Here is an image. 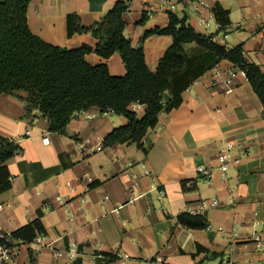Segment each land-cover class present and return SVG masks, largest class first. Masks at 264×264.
<instances>
[{
    "label": "crops",
    "instance_id": "1",
    "mask_svg": "<svg viewBox=\"0 0 264 264\" xmlns=\"http://www.w3.org/2000/svg\"><path fill=\"white\" fill-rule=\"evenodd\" d=\"M118 1L32 0L29 24L50 43L95 49L98 39L91 33L68 34L67 16L77 13L82 24L91 27ZM130 3L124 33L133 46H143L150 66L164 55L173 37L146 33L166 27L172 11L187 16L198 31L215 33L226 47L242 44L247 58L264 71V0ZM217 4L229 10L227 30H219L213 12ZM86 59L107 63L114 75L126 73L119 53L105 58L92 51ZM236 69L233 62L220 61L184 91L180 106L161 112L157 126L143 139L148 152L134 142L102 148L103 139L127 123L122 114L94 105L60 134L50 130L39 110L33 120L26 117L21 98L28 96L26 90L1 93L0 135L17 139L22 150L7 162L12 187L0 193V231L11 233L40 211L47 228L40 241H14L17 254L5 264H67L55 252L71 243L80 251L74 264H105L106 256L96 257L98 251L119 255L107 264H143L156 255L162 256V264H264V105L245 76L237 78L233 92L226 91L222 80ZM130 107L140 116L145 113L144 104ZM228 143L236 145L240 161L222 172L217 153ZM61 155L73 164L64 166ZM210 164L214 176L205 178L198 166ZM160 188L166 192L163 201L157 199ZM211 197H218L220 204L200 212L208 216L209 228L179 223V213L197 209L202 199ZM256 232L262 234L261 247Z\"/></svg>",
    "mask_w": 264,
    "mask_h": 264
},
{
    "label": "trees",
    "instance_id": "2",
    "mask_svg": "<svg viewBox=\"0 0 264 264\" xmlns=\"http://www.w3.org/2000/svg\"><path fill=\"white\" fill-rule=\"evenodd\" d=\"M31 2L0 0V94L26 90L28 96H21L26 102V117L33 120L35 110H39L48 120L51 131L66 134L73 118L97 105L104 112L112 111L127 118L126 124L116 127L103 139L102 148L134 142L148 152L143 139L149 129L157 126L160 113L180 106L184 91L224 59L246 71L264 105V71L247 58L243 45L226 47L216 39L215 33L198 31L188 22L187 16L180 17L170 11L166 27L147 31L146 35L169 34L173 37L164 55L155 66H150L143 46H133L124 33V13L130 9V0L116 2L91 27H85L77 13L68 14V34L91 33L98 39L95 49L89 45L69 48L44 40L30 27ZM213 12L220 23L219 30H227L231 24L229 10L217 4ZM145 18L144 15L140 22ZM92 51L105 58L119 53L126 73L114 75L107 63H90L86 54ZM132 103L146 105L145 113L140 116L131 109ZM21 150L17 139L0 135V193L12 187L7 162ZM67 158V155H61L63 165H72ZM178 221L192 229L210 227L209 218L203 213L182 211ZM0 232L3 234L0 244L7 238L12 242L32 243L46 235L47 228L40 211L38 217L11 233ZM199 249L206 248L200 246ZM30 253L31 260L35 261L32 251ZM101 253L106 256L105 264L119 258L117 253Z\"/></svg>",
    "mask_w": 264,
    "mask_h": 264
},
{
    "label": "built area",
    "instance_id": "3",
    "mask_svg": "<svg viewBox=\"0 0 264 264\" xmlns=\"http://www.w3.org/2000/svg\"><path fill=\"white\" fill-rule=\"evenodd\" d=\"M200 23L205 25H210V22L207 21L205 18H200ZM218 26L220 27V23H218ZM242 75L247 77L246 71L243 69H236L231 70L229 72V76L222 80L225 81L228 85L227 92L231 93L235 90L237 78ZM44 141L48 142V137H44ZM236 148V145L234 143H228L224 147H222L219 152L217 153V168L222 172H227L232 166L237 164L240 161V158L236 157L234 154V149ZM198 172L203 175L205 178H212L215 173V166L214 165H199L198 166ZM166 196V192L164 189L160 188L158 190V196L157 199L159 201H163ZM60 198V196H57ZM220 204L218 197H211V198H204L200 202V206L197 209H194L192 211H189L191 213H200L204 211L206 208L209 207H217ZM2 208V204H0V209ZM0 236L3 237V234L0 232ZM40 237L35 241H40ZM255 241L257 242L258 246L261 247L263 245L262 240V234L261 232L255 233ZM17 254V247L9 238H7V241L0 244V264L10 263L14 260L15 256ZM57 257H65L67 264H74L75 261L80 256V251L76 243L69 244V247L65 251H56L55 252ZM96 257L98 258H104L105 255L98 251L96 253ZM163 259L162 256L156 255L155 257L148 259L144 261L143 264H162Z\"/></svg>",
    "mask_w": 264,
    "mask_h": 264
}]
</instances>
